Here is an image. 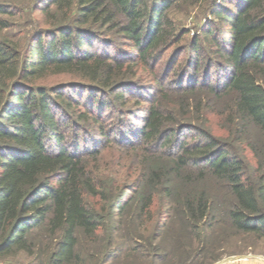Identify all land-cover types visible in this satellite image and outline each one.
Wrapping results in <instances>:
<instances>
[{"label":"trees","instance_id":"1","mask_svg":"<svg viewBox=\"0 0 264 264\" xmlns=\"http://www.w3.org/2000/svg\"><path fill=\"white\" fill-rule=\"evenodd\" d=\"M185 3L215 19L189 44L170 15ZM27 13L47 28L25 45L0 36V259L107 264L121 218L124 231L135 228L119 233L135 262L204 264L225 220L233 234L264 241V168L256 173L248 156L264 154V0H0V32ZM131 102L137 123H106ZM109 150L135 168L130 185L106 175ZM207 177L232 202L218 211L204 192L184 193L187 239L171 258L162 234L143 228L175 180ZM79 236L97 251L81 254Z\"/></svg>","mask_w":264,"mask_h":264},{"label":"rangeland","instance_id":"2","mask_svg":"<svg viewBox=\"0 0 264 264\" xmlns=\"http://www.w3.org/2000/svg\"><path fill=\"white\" fill-rule=\"evenodd\" d=\"M171 17L176 22L179 29L184 30L189 33L186 38V44H189L190 41L193 39L195 35L201 33L202 29L205 27L207 22L214 21V17L209 14V10L207 11V6H200V5H189L185 3L177 7L176 9L171 11ZM41 14H31L27 13L23 17H16L11 18V22L13 23V28L8 29L7 31L0 32L1 37L13 39L15 41L20 42L22 45H25L29 42L30 38L35 34L37 31H42L47 28V25L41 23ZM111 53H115L114 50H110ZM172 52H169L164 59V65L167 63L169 57L171 56ZM64 78L60 79H51L49 84L55 85L56 83L64 82ZM137 106L130 103L129 106L124 108L127 112L124 115H117L113 113L106 112L109 116L107 119V124L113 123L117 124L119 121H130L137 123L134 117L130 116L132 113H135V108ZM138 112V111H137ZM136 112V114H137ZM139 114L143 116V112L140 111ZM130 119V120H129ZM201 120V118H199ZM199 120V121H200ZM129 123V122H128ZM217 119L211 118L209 125L212 124V127L219 131L222 129L221 126L217 125ZM72 131L71 128L68 130L67 139L69 140V146L73 150L76 146V143L71 138ZM84 137V136H83ZM87 142L90 144H94V140H96L93 136H88L86 138ZM48 146L52 145L51 141L48 140ZM81 144H84V140L81 139ZM105 158L103 163L105 164L104 170L108 173L109 177H115L118 181V184L121 188L124 185H130L132 181L136 178L137 172L134 173V167L130 166V161L127 156L124 160H121L123 164H117V160L119 159V153L115 151H105ZM250 164L256 173H263L264 164L262 165L260 158H264V154L261 156L254 157L250 155L248 152ZM134 173V174H133ZM121 188L117 191V194L121 191ZM189 191L192 192H204L207 196H210L215 203V207L217 210H223L224 212L229 208V205L232 202L231 194L227 191V187L223 183H218L212 177H207L204 181H196V184L193 186H183L180 180H175L174 188L172 190V197L170 199H163L161 202H157V206L155 209V213L153 215L154 219L150 222V224L145 225L143 228L142 235L144 237H150L155 232L161 233L162 237L157 242L163 244V249L165 252L169 253V257H178L182 254L183 250L177 249L178 243H183L187 239V235L182 229L181 222H183V218H181V211H180V202L179 199L184 193ZM125 193H122V196ZM103 207V205H102ZM101 208V207H99ZM124 215V214H123ZM161 216L160 219L157 221L156 217ZM183 219V220H182ZM118 221V220H117ZM119 221L123 222L121 224L117 223L115 225L116 228V241H115V248L118 251L117 254L113 256L112 259L108 260L107 264H149L148 262H143L141 259L140 262H135L132 258V255L126 254L124 252L125 248L127 247L126 242L121 239L119 233H122L126 230L125 225L128 226L126 219L124 218L119 219ZM125 222V224H124ZM224 225H218L214 232H212L213 236V249L212 253L208 255L209 258L204 262V264H221L227 262L231 259H237L239 257H251V260L258 259L263 257L264 258V241L256 240L254 236L251 235H240V234H233L228 226L227 220L224 221ZM136 226H139L140 223H136ZM140 227V226H139ZM135 229V228H134ZM134 229H131L130 232L124 231L125 234L131 235L134 233ZM142 229V228H141ZM36 235H39L41 232L36 231ZM141 233V231H140ZM125 235V236H126ZM167 238V239H166ZM170 241V242H169ZM177 241V242H176ZM197 248V245L195 246ZM79 252L83 255L86 254H94L97 251V247L92 249V246L89 244L88 240L84 239L83 237L79 236V243H78ZM128 252V251H127ZM128 257V258H127ZM116 258H120L119 261L113 263ZM0 263L4 264H38L39 261L36 259L35 256H28L25 253H16L12 256L0 259ZM203 263V262H202ZM250 264H257L258 261H250ZM156 264H164L162 261L157 260Z\"/></svg>","mask_w":264,"mask_h":264},{"label":"built area","instance_id":"3","mask_svg":"<svg viewBox=\"0 0 264 264\" xmlns=\"http://www.w3.org/2000/svg\"><path fill=\"white\" fill-rule=\"evenodd\" d=\"M250 261H258L259 263H257V264H264V258L263 257L251 260L250 256L243 257L242 259H238V258L237 259H231V260H228L227 262H224L221 264H250L249 263ZM0 264H4V263H0Z\"/></svg>","mask_w":264,"mask_h":264},{"label":"water","instance_id":"4","mask_svg":"<svg viewBox=\"0 0 264 264\" xmlns=\"http://www.w3.org/2000/svg\"><path fill=\"white\" fill-rule=\"evenodd\" d=\"M243 257H239L238 259H242Z\"/></svg>","mask_w":264,"mask_h":264}]
</instances>
